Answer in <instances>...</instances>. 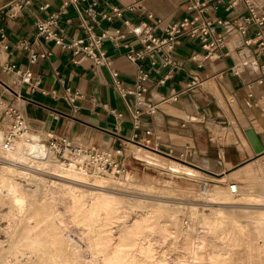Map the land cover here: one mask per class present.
I'll return each mask as SVG.
<instances>
[{
  "label": "crops",
  "instance_id": "0c3cea01",
  "mask_svg": "<svg viewBox=\"0 0 264 264\" xmlns=\"http://www.w3.org/2000/svg\"><path fill=\"white\" fill-rule=\"evenodd\" d=\"M255 1L264 10V0ZM14 2L0 0V99L21 112L30 130L65 136L73 144L91 148L120 149L122 153L116 158L123 165L142 161L133 153L134 145L176 158L185 150L199 158H221L225 153L233 164L239 161L238 155L226 144L214 142L211 128H219L213 124L229 123L240 112L264 144V110L258 102L264 92V49L255 42V23L247 24L244 32L236 27L247 12L244 2L230 5L228 0H30L19 8ZM131 3L133 8H127ZM112 5L118 6L122 14L108 18ZM60 7L63 12L58 24L64 27L65 39L80 37L85 42L87 31L82 25L88 26L95 36L100 35L98 48L109 56L110 65H95L89 56L74 54L54 39L36 37V19L45 18ZM195 14L229 21L216 27L223 36V46L207 53L197 36L184 34L174 41L169 52L175 63L162 64L159 52L147 53L137 60L127 57L130 50L142 48V43L127 30L124 19L147 21L153 25L154 33L162 36L168 25ZM20 41L28 46L20 45ZM29 47L45 48L50 53L31 62ZM9 63L19 69L29 68L39 83H14L16 72L4 69ZM139 63L147 73V79L141 81L145 89L140 94ZM114 76L122 81L126 91L114 84ZM193 76L198 79L194 81ZM66 87L79 93L72 102L66 97ZM256 118L262 122V129L256 128ZM236 125L239 126L234 121L232 127L235 129ZM234 129L235 135L238 128ZM173 134L192 142L176 141ZM236 149L241 156L243 150L237 146Z\"/></svg>",
  "mask_w": 264,
  "mask_h": 264
},
{
  "label": "rangeland",
  "instance_id": "374dc122",
  "mask_svg": "<svg viewBox=\"0 0 264 264\" xmlns=\"http://www.w3.org/2000/svg\"><path fill=\"white\" fill-rule=\"evenodd\" d=\"M244 62L250 61L246 60ZM212 88L218 91L215 83H212ZM261 93L258 96V102L260 108L264 110V99H262L264 98V92ZM217 94L220 96V93L217 92ZM233 105L238 110L236 102ZM248 111H250L249 115L253 114L249 107ZM236 114L238 117L235 119L231 117L229 123L213 124V126H219L222 136L216 137L213 133L212 139L214 142L226 144V147L231 152L238 155V162H233L232 164L230 160L228 161L229 157L225 153L221 158L217 155H211L208 158H199L197 154H194V156L192 154L189 155V151L184 149L185 152L180 156L181 159L187 161V164L198 163L201 160L214 166L215 168L209 170L210 168L205 164L201 165L203 167L201 169L208 173L204 177L195 176L192 173L176 174L170 168H166L167 162H173L172 158H176V156L173 157L171 155L149 151L151 156H148V159L145 156L134 153L137 151L136 145L133 146V153L142 159V161L134 162L130 166L123 165V168L121 166L119 170L110 169L102 172L110 173L114 171L115 175L120 179L128 175L127 181L118 179L116 181L95 182L92 185L91 183L89 185L88 180H79L74 176L64 173L61 177L56 178L58 181L51 182L48 180L49 176L47 175L51 169L45 163H41V165L40 163H34L32 166L43 167L40 169L43 172L31 174L29 177L16 172L3 175L1 171L4 162L0 159V181H2L0 182V264L21 263L16 257V255L18 256L21 253V250L14 251L11 248L12 241L11 236H9V229H12V227L15 228L16 225H18L16 226L18 229H25L24 232L27 234L25 239L35 236L40 240L41 249L35 248V260L26 264H54L56 261L53 260L52 255L63 256L68 249H73L75 245L78 247L83 246L81 247V252L84 257H86V254L88 256V248H85L87 246L85 245L84 239L81 238L76 224L69 223L68 228H61L60 230L54 227L58 224L56 219L57 214L58 217L65 216V214L61 215V213H58L54 209V207L60 210L63 209V193L59 190L62 187V179L63 181L67 180V182L74 184L77 191L80 190L83 192V198L85 200H88L86 198H89L91 191L100 190L102 196L107 193L115 195L116 201L119 203L116 208V214H125V217L130 221L148 209L149 211L147 210L148 212L146 211L145 215H147L148 221L150 220V227L145 230L148 232L147 237L150 238L151 242H153L152 245H154L152 246V258L148 260L144 258L145 261L147 260V263H153L152 261L160 257H163L164 260H171L182 255V252L176 247V242L181 238L183 231L189 226L194 231L201 230L202 227H210L213 229L212 234H210L212 239L207 241L208 243L205 242V245L198 250L203 257L198 264H213L211 259L217 254L224 259V263L222 264H264V236L255 228L253 222V218L256 215H264V169H262L261 178H246L244 177L243 170H240L242 164L260 155H264V144L258 141L259 138L257 139L254 135L250 134L252 127L249 126L248 120H246L247 117L240 112ZM234 121L239 125L235 126V129L238 128L235 131V135L232 132V129H234L232 127ZM254 123L256 128L262 129V122L258 118L255 119ZM213 129L211 128V130ZM245 130L249 133L247 136L244 134L246 133ZM27 133L45 145L52 160H59L61 162L63 160V162L74 160L76 167H87L84 161H80V158H77L80 156H73L69 149H65L63 157H60L55 150L48 148L47 136L45 134L30 130L29 127ZM254 134L256 135L255 132ZM242 142L244 145H242ZM236 146L238 149L243 150L240 151L241 156L238 154ZM246 151L252 152V155ZM4 152L0 150V156H4ZM180 161L185 163L182 160ZM254 166L258 169V162ZM236 168L238 169L235 170ZM232 170L234 171L231 172ZM1 176H3L2 180ZM222 177L225 178L222 181V186L229 188L233 194L231 198L225 200L224 198L207 196L204 192L205 189L210 190L213 188L217 184L215 180L222 179ZM232 182L236 183L235 191L230 189ZM13 183L17 187V193H22L24 196V208L21 211H17L16 207H14L11 195L6 194L7 190L5 186ZM57 193H60V195ZM253 194L258 195L252 197L254 196ZM242 196L244 199H242ZM65 217L70 219L68 215ZM100 217L103 218L104 216L101 215ZM116 220L122 221V218H116ZM117 221L112 222V227L110 228L114 239L117 237L116 232L119 231L121 226V224H118L119 221ZM67 230L68 236L66 234ZM97 230L105 233L106 226H98ZM61 232L65 235L60 234ZM224 247H226V250L223 249ZM4 255H6L5 258H3ZM56 264H65V262L60 261L56 262ZM72 264L75 263L73 262Z\"/></svg>",
  "mask_w": 264,
  "mask_h": 264
},
{
  "label": "bare ground",
  "instance_id": "6f19581e",
  "mask_svg": "<svg viewBox=\"0 0 264 264\" xmlns=\"http://www.w3.org/2000/svg\"><path fill=\"white\" fill-rule=\"evenodd\" d=\"M210 84H212V82H210ZM212 132L215 134L216 137L222 136V133L220 132L219 128H214ZM172 137L176 141L190 140V142H192L191 139L187 137H182V136H178L174 134ZM242 145H244L243 142H242ZM136 149L137 151H135L134 153L145 156L148 159H149L148 156H151L150 152H154V151L145 149L138 145H136ZM0 159L4 162V164L2 165V171H1L3 175L5 174L9 175V173L13 174L16 172V173H19L20 175L29 177V175L31 176V174L33 175L35 173L43 172L42 170H40L43 167L32 166L34 163H37V164L40 163V165L41 163L43 164L45 163L46 165L50 166V169H51V171H49L48 173L46 172L47 175L49 176L48 180H50L51 182L58 181V179L56 178L61 177L63 173L66 175L74 176L78 178L79 180H88L89 185L90 183L91 185L95 184V182L116 181L120 179L119 177L115 175L114 171L110 173H102L103 171H99L96 168L91 169L92 166L87 165V164L86 166L90 168L91 170L88 169L87 167L83 168L85 166L76 167L74 160L73 161L70 160V162L68 161L63 162L64 160L62 162L59 160H56V161H54V159L52 160L46 150L45 145L43 143H40V141L37 140V138L36 139L32 138L27 133V131L22 133L19 137H17L14 140L13 147L9 150H6L4 152V156H0ZM172 160L173 162H170V161L167 162L166 168H170L171 170L174 171V173L181 174V175L184 173H192L195 176L204 177V176H207L208 173L201 169L200 167L201 165L205 164L206 166L210 168L209 170L215 168L211 164H208L207 162H202L201 160H199L198 163L188 162L189 164H187L186 163L187 161H184L181 158H172ZM180 160L184 161L185 163L181 162ZM257 162H258V169H256L254 166V164H257ZM240 167H241L240 170H243L244 177L258 178L260 177V175L262 176V169H264V155H260L259 157H256L250 160L249 162L242 164ZM238 168H236L235 170H237ZM204 169H207V168H204ZM233 171L234 170H232L231 172ZM2 179H3V176H1V180ZM69 180H72V179H69ZM120 180L127 181L128 175L123 177V179H120ZM224 180H225L224 177H222V179L215 180L217 184H215V186L211 188L210 190L205 189L204 191L205 194L207 196H213L215 198H224L225 200L231 198L233 194L231 193L229 188H227L226 186H222V181ZM75 187L76 186L74 184L67 182V180L63 181L62 179V187L59 188V190L63 193V204H64L63 209L60 210L55 207L54 209H56L58 213H61V215L62 214H65V216L68 215L70 219H67L64 215L62 217H58V214H57L56 219L58 221V224L57 226H54V227L60 230L61 228H64V229L65 227L68 228L69 223L76 224L79 234L81 238L84 239L85 245L87 246L85 248H88L89 253H88V256L86 254L85 255L86 257H84L81 252L82 251L81 247L83 246L78 247L75 245L73 246V249H70V250L68 249V251H66L63 254V256L52 255L54 258L53 260H55L56 262L64 261L65 264H72L73 262L75 264H198L201 262L203 257L202 255H200L198 250L202 248L203 245H205V242L212 239L210 234H212L213 229H211L210 227H207V228L202 227L201 230L194 231L193 229L191 230L189 226L187 225L188 228H186L183 231L181 238L176 242V247L178 250H180V252H182V255H179L176 259H171V260H167V259L164 260L163 257H160L152 261L153 263L151 262L147 263V260L149 258H152L153 256L152 246L154 245V244L152 245L153 242H151L150 238L147 237L148 232L147 230H145L146 228L150 227V223H149L150 220L148 221V217L147 215H145V212L148 209H146L145 211H143L141 214L134 217L130 221L128 220L127 217H125V214H116L117 213L116 208L119 205V203L118 201H116L115 195L107 193L102 196L100 194L101 191L97 190V191H91L89 193L90 195L89 198H86L88 200H85L83 198V192H81L79 189H78L79 191H77ZM5 189L7 190V192L5 191L6 194L11 195L12 202L14 204V207H16L17 211L23 210L24 196L22 195V193H17V187L14 186V183L6 185ZM2 193L4 194V192ZM86 193L88 194V192ZM239 193H241V191H239ZM57 194L60 195V193H57ZM253 195L254 196L252 197H256L255 195H258V194H253ZM242 199H244V197ZM101 215H103L104 217L101 218L100 217ZM116 218H122V221L118 220L119 221L118 222ZM114 221H117L118 224H121L119 231L116 232L117 237L115 239L113 238V233L110 230V228L112 227V222ZM253 222H254L255 228L261 233L262 236H264V215H256L253 218ZM101 225L106 226L105 233H102L101 230H97V227ZM16 226L15 228L12 227V229H9L10 231L9 236H11V241H12L11 248L14 251L21 250V253L18 256L16 255V257L21 261V263L19 264H26L28 262L30 263L35 260L34 259L35 258V248L41 249L40 240L39 238L35 236L25 239L27 235L24 232L25 229H21V228L18 229ZM60 234H64V233L61 232ZM66 234L68 236V230ZM67 236L66 238H68ZM218 240L220 241L219 238ZM223 249L226 250V247H224ZM5 257L6 255H4L3 258ZM144 258L147 260L145 261ZM211 260L213 264L224 263V259L219 254L212 257ZM56 262L54 264H56Z\"/></svg>",
  "mask_w": 264,
  "mask_h": 264
},
{
  "label": "built area",
  "instance_id": "2783aa9c",
  "mask_svg": "<svg viewBox=\"0 0 264 264\" xmlns=\"http://www.w3.org/2000/svg\"><path fill=\"white\" fill-rule=\"evenodd\" d=\"M30 0H15L14 6L19 8L24 3ZM219 2L221 0H215ZM230 5L238 2H244L247 8V12L242 16L241 23L236 24L238 30L244 32L246 25L249 23H255L257 29L254 37L255 42L259 48L264 49V10L258 8V4L255 0H228ZM46 4H43L45 6ZM42 6V7H43ZM134 4H128L127 8H133ZM213 7H217L216 3ZM63 12L62 7L58 10L51 11L47 17L38 18L35 21L36 31L35 35L38 39L51 40L72 50L74 54H85L92 59L93 64H105L110 65L111 60L109 56L105 55L102 50L98 48L100 39L99 36H95L88 26L82 25V29L87 31L86 41L82 38L76 37L66 40L63 34L64 27L58 24L59 14ZM122 14L121 9L118 6L112 5L111 12L106 16L111 18L116 15ZM127 30L133 33L136 38L142 43V48L137 50H130L126 55L129 59H141L147 53L159 52L162 56V64L175 63L174 58L170 55V50L174 46V41L181 35L197 36L202 46L207 49V53L216 47L224 45L223 36L216 30L218 25H226L229 21L225 18L218 19L217 17H206L201 14H195L192 16H183L181 19L171 23L165 28V34L162 36L156 35L153 31V25L147 21H129L124 19ZM55 27V28H54ZM105 34V33H104ZM20 45L27 47L28 44L25 41H20ZM50 53L49 50L42 48L34 49L29 47L28 56L31 62H34L38 56L46 57ZM154 63V60H151ZM4 69L6 71L13 69L17 77L14 79V83L26 82L31 85L39 83V79L33 76L29 68L19 69L15 67V64H5ZM113 71V69H111ZM147 79V73L144 71L142 64H138L137 74V87L138 94L144 90L141 81ZM198 78L193 76V80ZM114 84L121 90L126 91V88L122 85V81L114 76ZM65 94L68 101L72 102L76 96L79 95L76 91L69 90L66 87ZM175 97V95L173 96ZM135 110V113H138ZM28 130L27 122L21 112L12 104L0 99V150L6 151L13 147L14 140L22 133ZM47 136L48 148L55 150L57 155L63 157L65 149H69L73 156H80V161H84L87 165L96 168L99 171H107L110 169L119 170L123 164L116 158V154L120 155L122 151L120 149L114 150L112 147L103 148H91L79 144H73L65 136H56L51 132L45 133ZM232 191L236 190V183L230 184Z\"/></svg>",
  "mask_w": 264,
  "mask_h": 264
},
{
  "label": "water",
  "instance_id": "95a60500",
  "mask_svg": "<svg viewBox=\"0 0 264 264\" xmlns=\"http://www.w3.org/2000/svg\"><path fill=\"white\" fill-rule=\"evenodd\" d=\"M246 131V130H245ZM246 133H247V131H246ZM251 133L252 134H254V132H253V130H251ZM255 135V134H254ZM256 136V135H255ZM256 138H257V136H256ZM258 139V138H257ZM255 149V148H254ZM261 149V148H260ZM256 150V149H255ZM258 151V150H257Z\"/></svg>",
  "mask_w": 264,
  "mask_h": 264
}]
</instances>
